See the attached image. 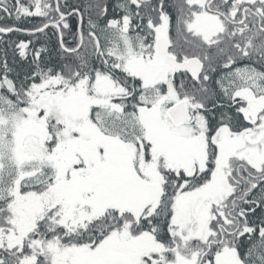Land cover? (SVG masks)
I'll list each match as a JSON object with an SVG mask.
<instances>
[{
  "label": "snow or ice",
  "instance_id": "obj_1",
  "mask_svg": "<svg viewBox=\"0 0 264 264\" xmlns=\"http://www.w3.org/2000/svg\"><path fill=\"white\" fill-rule=\"evenodd\" d=\"M0 264H264V0H0Z\"/></svg>",
  "mask_w": 264,
  "mask_h": 264
}]
</instances>
